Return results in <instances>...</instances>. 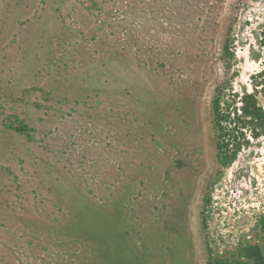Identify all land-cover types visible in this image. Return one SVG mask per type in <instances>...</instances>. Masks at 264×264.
<instances>
[{
  "label": "rangeland",
  "instance_id": "rangeland-1",
  "mask_svg": "<svg viewBox=\"0 0 264 264\" xmlns=\"http://www.w3.org/2000/svg\"><path fill=\"white\" fill-rule=\"evenodd\" d=\"M220 84L264 106V0H0V264L233 252L264 214V134L219 162Z\"/></svg>",
  "mask_w": 264,
  "mask_h": 264
},
{
  "label": "trees",
  "instance_id": "trees-1",
  "mask_svg": "<svg viewBox=\"0 0 264 264\" xmlns=\"http://www.w3.org/2000/svg\"><path fill=\"white\" fill-rule=\"evenodd\" d=\"M129 5V4H128ZM225 52L230 54L229 42L225 44ZM259 84L253 91L233 90L226 97V84L216 87L212 98V110L217 129V157L223 166H230L244 147L251 145L252 139L264 134V106L258 98ZM234 91V92H233ZM230 125V127H229ZM19 132L27 131V126H14ZM264 229V217L259 221ZM207 264H264V252L259 244H247L225 259H210Z\"/></svg>",
  "mask_w": 264,
  "mask_h": 264
},
{
  "label": "flooded vegetation",
  "instance_id": "flooded-vegetation-1",
  "mask_svg": "<svg viewBox=\"0 0 264 264\" xmlns=\"http://www.w3.org/2000/svg\"><path fill=\"white\" fill-rule=\"evenodd\" d=\"M264 214L261 216L260 220H263ZM259 220V221H260ZM260 228L256 229L252 232V235L248 237V239L243 240L238 246L235 247V250L232 252L230 249H224L219 254H213L211 255V259H225L230 257L235 251H237L241 245L246 246L247 244H259L261 248L264 245V229L259 223ZM208 263V262H207Z\"/></svg>",
  "mask_w": 264,
  "mask_h": 264
}]
</instances>
